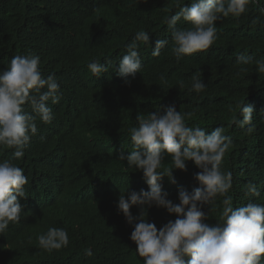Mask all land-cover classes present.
Returning a JSON list of instances; mask_svg holds the SVG:
<instances>
[{"label":"trees","instance_id":"1","mask_svg":"<svg viewBox=\"0 0 264 264\" xmlns=\"http://www.w3.org/2000/svg\"><path fill=\"white\" fill-rule=\"evenodd\" d=\"M258 7H264V0L250 4L240 17L216 21V42L177 63L171 29L164 23L179 10L175 0H0V70L14 56L37 54L41 72L45 77L54 73L62 93L59 103L48 102L52 122L37 117V134L24 156L13 161L28 179V197L20 222L10 223L0 234V264H144L130 239L133 227L117 204L120 194L147 191L149 186L142 171L127 167L118 156L132 150L128 129L137 125L136 116L160 106L191 113L186 123L209 133L223 126L233 140L221 165L232 173L228 195L233 206L264 204V73L256 71V62L264 60V15ZM190 26L183 20L177 23L178 28ZM142 29L149 32L150 44H139L142 70L127 77V84L115 68L125 46ZM157 39L168 44L153 56ZM241 54L251 62L239 64ZM94 60L106 64L108 71L93 76L88 64ZM193 76L203 80L205 91H189ZM240 101L254 108L251 132L230 123ZM26 110L31 113L30 107ZM12 151L0 147V161L10 159ZM50 157L64 164L65 174L56 188L39 189L42 169L58 173L51 161L46 164ZM186 165V171L173 170L176 183L167 176L160 181L174 203H179L181 187L189 192L200 187L194 178L200 169L190 160ZM171 166L169 156L160 170ZM249 182L258 186L259 196L246 194ZM222 200L217 197L203 206L206 222L219 221ZM130 211L138 216L141 209L133 205ZM175 218L162 207L147 209L148 221L158 230ZM50 227L67 230V247L48 252L39 246V235ZM87 248L91 256L85 254Z\"/></svg>","mask_w":264,"mask_h":264},{"label":"clouds","instance_id":"2","mask_svg":"<svg viewBox=\"0 0 264 264\" xmlns=\"http://www.w3.org/2000/svg\"><path fill=\"white\" fill-rule=\"evenodd\" d=\"M257 3L258 0H191L187 4L184 0H175L179 10L164 23L171 29L172 54L176 62L186 54L205 51L216 42V21L229 16L240 17L250 4ZM258 11L264 15V7H258ZM181 20L191 26L178 28ZM140 43L150 44L148 31L142 29L135 33L115 68L127 84H130L127 77L134 78L142 70ZM167 44V39H157L152 55L159 56ZM251 59L241 54L237 62L247 65ZM88 68L96 77L108 71L107 65L99 60L90 62ZM256 71L264 73V60L256 62ZM183 86L181 82L180 87ZM206 87L199 76H193L189 91L199 94ZM61 95L55 74L45 77L41 72L37 54L14 56L8 66L0 70V147L13 149L10 159L0 161V234L7 231L10 223L20 222L22 204L28 197L25 191L28 179L23 168L13 161L24 156L31 137L37 134V117L42 123L52 122L54 113L48 102L59 103ZM26 106L31 108V113ZM236 108L239 111L230 123L241 128L247 126L248 132L253 131V106L240 101ZM190 116L191 113H182L174 105L160 106L146 116L138 114L137 125L128 129L132 150L121 151L118 159L125 161L127 167L142 171L149 186L147 191L140 189L127 192V196L125 193L119 195L118 211L133 227L130 239L135 242L144 264H264V204L249 201L234 207L228 195L232 173L221 168L232 146V137L225 134L223 126L210 133L205 128L189 126L186 118ZM169 156L171 168L161 171ZM49 159L46 164L51 161L58 173H46L42 169L39 189L56 188L65 174L62 162ZM189 160L200 169L194 174L200 187L191 192L181 187L179 203H174L167 198L160 181L167 176L171 183H176L173 170L186 171ZM245 191L253 196L260 195L258 186L252 182L245 186ZM217 197H223L222 212L219 221L210 224L206 222L208 213L202 209L205 204L214 203ZM77 201L84 200L77 198ZM133 205L140 206L138 216L130 211ZM153 205L175 214V220H169L158 230L155 223L147 219V209ZM38 242L41 248L51 252L67 247L69 236L64 228L50 227L39 235ZM85 254L91 256V249H85Z\"/></svg>","mask_w":264,"mask_h":264}]
</instances>
